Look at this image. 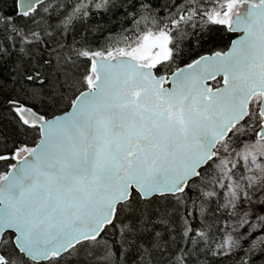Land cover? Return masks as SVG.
I'll return each instance as SVG.
<instances>
[{"label":"snow or ice","instance_id":"6c2138e0","mask_svg":"<svg viewBox=\"0 0 264 264\" xmlns=\"http://www.w3.org/2000/svg\"><path fill=\"white\" fill-rule=\"evenodd\" d=\"M0 264H264V0H0Z\"/></svg>","mask_w":264,"mask_h":264}]
</instances>
